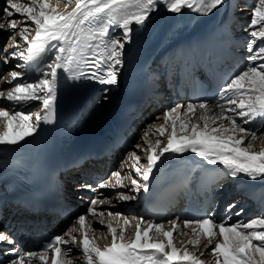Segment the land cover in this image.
<instances>
[{"label": "snow or ice", "instance_id": "snow-or-ice-1", "mask_svg": "<svg viewBox=\"0 0 264 264\" xmlns=\"http://www.w3.org/2000/svg\"><path fill=\"white\" fill-rule=\"evenodd\" d=\"M224 3L226 0H6L0 16V30L9 33L3 63L18 60L15 68L34 63L37 75L26 79L15 69L0 75V82L10 86L0 89V102L7 103V107L0 106V145H18L33 136L41 123L54 122L57 82L62 74L72 80L87 78L104 86L117 85L125 44H131L134 34L149 27L160 10L173 14L187 10L207 16ZM17 15L21 19L14 18ZM115 29L122 30L121 35H115ZM244 30L249 34L246 67L221 86L214 104H176L167 109L163 122L148 128L142 136L147 147L135 145L146 162L141 163V155L131 152L121 170L96 185V189L114 190L115 196L102 199L101 193L93 197L87 215L78 216L66 232L49 238L38 251H24L0 232V243L13 245L8 250L13 258L7 264H47L50 250L52 264H72L73 248L82 254L81 264H207L201 259L204 252L197 254L174 243V233L187 235L185 229L192 233L188 245L203 244L205 250L211 249L209 255L215 258V264H264V216L229 225L231 216L217 222L205 215L185 219L183 226L170 221V229L140 217L134 239L128 240L127 226L136 218L95 207L97 203L111 204L113 198L117 202L134 201L137 197L131 193L147 194L153 170L158 164L162 166L166 154H195L210 165L220 166L229 177L264 180V149L254 150L258 141L264 142V136L258 137L253 126L264 128V0H257ZM103 90L107 93L108 88ZM37 101L38 105L24 110ZM150 135L156 136L154 144ZM125 165L134 176L122 175ZM128 179L130 186L125 183ZM81 187L93 190L92 185ZM236 207L232 203L226 210L231 212ZM243 211L240 208L236 214ZM105 215L116 221L122 219L123 226L108 222L105 226L111 244L100 247L99 238L89 237V231L95 229L86 221L88 216L95 219ZM99 223L104 225L103 219ZM145 224L147 227H143Z\"/></svg>", "mask_w": 264, "mask_h": 264}, {"label": "bare ground", "instance_id": "bare-ground-1", "mask_svg": "<svg viewBox=\"0 0 264 264\" xmlns=\"http://www.w3.org/2000/svg\"><path fill=\"white\" fill-rule=\"evenodd\" d=\"M240 2H241L240 0H226V3H224L221 6H218L217 9H214L207 16L198 15L194 13L195 21L193 23L184 22L182 24H178L177 27L175 28L174 35L172 36L171 41L167 43V45L182 46V44L188 42L189 43L201 42L202 45L205 44V47L208 49V47L212 44L215 50H218L222 58L225 59V64L223 66L224 68L230 70L231 69L230 63L233 60L239 63V70L242 71L246 67V57L248 56L249 53L247 50H245V47H238L240 44V39H238L237 36H234L232 32L233 29L234 30L237 29L235 28L237 24H241L238 23V20H241L242 18H246V16L249 14L247 12L249 9L245 8V5L247 3L246 4L244 3L241 6H239L240 10L238 12H235V10H233L234 4H236L235 6H237V4H239ZM63 8H64V4H61V9ZM71 10H72L71 7H69L68 11ZM187 12L190 11L185 10L181 14H177V15L180 17L182 16V19H185V15ZM235 13L239 14L240 18L234 17ZM16 19L19 20L21 19V17L17 15ZM177 21L179 22L180 18L175 19L174 22ZM159 25L160 23L156 22V20H153L149 27L139 31L138 34H134L133 42L131 44H125L124 57L128 58V56L135 49L136 44H138L139 41H141L155 27H156L155 29H158ZM242 29L241 32H239L240 35L241 33H243ZM2 31L3 30L0 31V35L2 34L1 33ZM121 32L122 31H119L117 35L118 36L121 35ZM165 35L166 34L164 33L161 34L159 39L161 38L164 39ZM17 39L19 40V37H17ZM1 48L2 47L0 45V57L2 59L3 56L1 54ZM152 54L153 53H151L150 56H153ZM149 61H150V57L147 59V63ZM17 63L20 62L18 60H13L9 64L7 65L5 64L0 72L4 71V73H7L10 70L15 69L16 71L23 72L25 74L26 79H33L36 77L37 74L34 75L28 74L33 70V68L24 71L25 65L22 68H15V65ZM40 67H43V63H40ZM126 68H128V66H123L119 68L118 83L120 81V77L123 75ZM118 83L115 86H111L108 89L107 93L104 92L102 97L94 104V107L92 108V112H91V117L99 116L106 113L108 108L113 104V101L118 97V93H119ZM8 87L10 86L7 85L6 83L0 82V89H4ZM150 101L151 103L149 104V106L144 110L141 117L135 122L136 133L132 141H134V138L139 133H143L144 135L145 131L148 128L152 127L153 125H159L160 123L163 122L164 114L159 113V109L161 108L167 109L176 104H182V105H187L188 103L197 104L188 96H182V95L176 96L174 94L173 95L169 94L168 96L167 95L161 96V94L159 93H154L151 96ZM38 104H39L38 101L33 102L32 105L25 106L24 110L27 111ZM212 104H214V102ZM0 106L7 107V103L0 102ZM150 120H153L154 122L152 121L150 123ZM253 126L257 129L258 137L264 136V128L260 127L258 124H254ZM0 128H2V126H0ZM149 139L154 144L156 136L150 135ZM138 144L147 147V144L142 139H140ZM135 145L137 144L134 143L130 145L129 148H131V150L127 153H121L120 156L117 155L120 151H128V149L120 150L116 152V154L111 155V158L101 159L100 162L96 163L95 165H90V166L82 165L79 169L71 171L66 177L68 184L70 186H75L83 191L88 189L81 187L82 185H92L93 190H89V192H94L95 197L100 196L101 193H103V196H101L102 199L104 197H114L115 196L114 190L110 192L109 189H96V185L98 182L102 180H107L112 172L121 170L122 162L126 161L128 155L133 151H136L138 155H141L142 157L141 163L146 162V157L144 156V153L141 152L139 149L135 148ZM163 146L164 145L162 144L161 147ZM262 149H264V142H261V147L259 148L254 146L255 151H260ZM166 156H168V154H166ZM177 157H178L177 160L180 159V160H184V162H191L195 167L198 168V170H200V167H205L209 165L206 161H204L200 157H197L195 154L185 153L183 155H177ZM162 161L163 163H165L167 159L165 160L164 158H162ZM131 163L132 161H127V164H131ZM115 166L117 169L114 170ZM218 167L221 169L220 166ZM126 173H130L131 175L134 176V173L131 172V169L127 165L123 167L122 175ZM237 182L242 183L241 189L236 188ZM125 183L129 184L130 186L131 185L130 179L125 180ZM223 183H224L223 187L226 188V190L223 191L222 194H226L225 198H227L229 201L233 199L234 201H236L234 204L236 206L242 207L243 209L244 207L242 206V202L245 203L247 201V205H246L247 208L245 206L242 215L240 214L238 216H242L246 218H249L250 216H259V217L264 216V180L258 179L252 181L244 176H239L236 178H232L228 176ZM217 189H219V187H217ZM124 191H128V189H124ZM244 193L246 194V196L244 195ZM131 194L136 195L137 197L134 201L117 202L113 198L111 204L104 203L103 205H101L97 203V205L95 206L97 210L104 211L105 213L110 211L113 213H122L125 216L136 218L131 222L130 225L127 226L126 239L128 240L134 239L136 224L139 222L140 217H143L145 221H151L150 218H146V216H144V209H143L144 207L139 194L137 193H131ZM256 196L258 197V199L253 200V198ZM83 199L85 201H88V199L85 197H83ZM238 199L242 200V202ZM229 201L225 202V204L230 203ZM90 204L82 206V210L80 214L78 213L74 218L66 219L64 221L61 220L56 225L60 229H64V226L68 224V222H70L64 229V232H66L72 226L73 222L76 221L78 216L88 214ZM233 212L235 211L232 210L231 212H228L226 211V209H222L220 211H218V209L216 210L214 209L210 214V216L214 217L217 222H220L222 220H226L227 217L229 216L234 217L235 215L233 214ZM236 213L237 212H235V214ZM100 219H103L104 225H101L99 223ZM170 221H177V223L183 226L184 220L179 218L176 212L174 213L172 212L167 216H165L164 219H162L159 223L165 224L166 229H170L171 228V225L169 224ZM108 222H112L113 226H117V223L123 226L122 219L116 221L113 220V218L108 215H105L103 217H97L95 219L92 218L91 216H88V219L86 221L87 225H90L92 229H95V231H89V237L99 238L97 239V244L100 247L111 244V237L107 233V228L105 226L107 225ZM228 222L229 220H227V223ZM194 226L195 225H193V227ZM143 227H147V225L145 224L143 225ZM185 231L187 232V235H179L174 233V241L178 240L179 237L183 236L184 238L182 239H186L187 240L186 244L188 245V241L192 238V233H191V229H185ZM0 232L5 233L6 235L14 239L15 242L18 239L25 240V238L23 237L24 234L21 232L20 228L16 225L2 222L0 223ZM187 247L189 248V251L196 252L197 254H199L200 252H204V255L201 256V259L205 260L207 264H215V258L209 255L210 249L205 250L203 244H201L198 247L192 245H188ZM72 257L74 258L72 264H81L82 254L78 252V250L75 248H73ZM62 259L67 261L68 257H62Z\"/></svg>", "mask_w": 264, "mask_h": 264}, {"label": "rangeland", "instance_id": "rangeland-1", "mask_svg": "<svg viewBox=\"0 0 264 264\" xmlns=\"http://www.w3.org/2000/svg\"><path fill=\"white\" fill-rule=\"evenodd\" d=\"M241 2L239 3V4H237V6H235L236 4H234V7H233V10H235V12H238L239 10H240V8H239V6H241L242 4H246L245 5V8L246 9H249L247 12L249 13L247 16H246V18H242L241 20H238V23H241V24H237L236 25V27L235 28H237L236 30H234L233 29V35L234 36H237V38L238 39H240V44H239V46L238 47H245V50H247V48H246V43H247V41H248V39H249V34H248V32L247 31H245L244 29L250 24V21H251V19H252V10H253V7H254V5L257 3V0H240ZM6 6V0H0V16H2L3 15V9H4V7ZM234 17H236V18H240V15L239 14H237V13H235V15H234ZM14 18H16V17H14ZM241 21V22H240ZM243 28V29H242ZM241 29H242V32L243 33H241V35L239 34V32H241ZM1 31V30H0ZM2 34L0 35V45H1V54H2V56H3V47H4V44L6 43V41H7V38H8V36H9V33L8 32H6V31H2L1 32ZM244 34H246V35H244ZM244 36V37H243ZM248 36V37H247ZM244 42V43H243ZM242 45V46H241ZM249 55V54H248ZM0 71L3 69V66L5 65L4 63H3V59H1V57H0ZM246 64H247V61H246ZM244 70V69H243ZM5 73H4V71L3 72H0V75H4ZM167 109H169V108H167ZM167 109H165V108H161V109H159V113H161V114H164L165 113V111L167 110ZM153 120H150V123L152 122ZM154 122V121H153ZM142 136H143V133H139L138 135H136V137L134 138V141H133V144L135 143V144H138V142L140 141V139L142 138ZM260 137V136H259ZM255 147H257V148H259V147H261V142L260 141H258L256 144H255ZM127 149H128V151H120L117 155L118 156H120V154L121 153H127V152H129L130 150H131V148H129V146L127 147ZM126 149V150H127ZM125 150V149H124ZM98 162H100V160H95V161H88V162H86L85 164H84V166H90V165H95L96 163H98ZM83 166V167H84ZM115 169H117L116 168V166H115V168H114V170ZM223 186V185H222ZM234 200L232 199V202L231 203H235L236 201H234ZM229 204V203H228ZM241 207H237L234 211L235 212H238V210L240 209ZM245 209V208H244ZM235 212H233V214L235 215L234 217L232 216L231 217V219L229 220V222H228V224L229 225H231V224H235L236 222H238V221H245V222H247V221H249V220H251V219H253V218H257V217H259V216H250L249 218H246V217H242V216H238L237 214H235ZM250 213V212H249ZM237 215V216H236ZM240 215V214H239ZM242 215V214H241ZM70 222H68V224H69ZM68 224H66L65 226H64V229H65V227L68 225ZM190 237V236H189ZM188 237V238H189ZM182 238H184L183 236L182 237H179L178 238V240H175L174 242L177 244L176 246L178 247V248H183L184 246H188L187 244H186V242H187V240L186 239H182ZM177 241V242H176ZM189 249V248H188ZM210 251H211V249H210Z\"/></svg>", "mask_w": 264, "mask_h": 264}]
</instances>
